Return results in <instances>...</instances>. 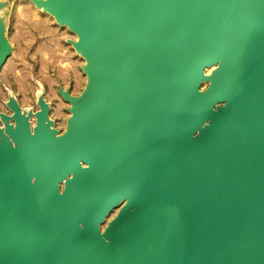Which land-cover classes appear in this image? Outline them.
I'll return each instance as SVG.
<instances>
[{
    "label": "water",
    "instance_id": "water-1",
    "mask_svg": "<svg viewBox=\"0 0 264 264\" xmlns=\"http://www.w3.org/2000/svg\"><path fill=\"white\" fill-rule=\"evenodd\" d=\"M32 2L86 82L0 113V264H264V0Z\"/></svg>",
    "mask_w": 264,
    "mask_h": 264
},
{
    "label": "rangeland",
    "instance_id": "rangeland-1",
    "mask_svg": "<svg viewBox=\"0 0 264 264\" xmlns=\"http://www.w3.org/2000/svg\"><path fill=\"white\" fill-rule=\"evenodd\" d=\"M1 18L12 52L0 72V113L11 114L6 106L10 95L22 109L36 111V99L42 92L50 103L54 127L62 132L69 104L60 97L57 88L61 86L78 95L86 81L81 70L84 59L69 42L76 35L30 0H1Z\"/></svg>",
    "mask_w": 264,
    "mask_h": 264
},
{
    "label": "bare ground",
    "instance_id": "bare-ground-1",
    "mask_svg": "<svg viewBox=\"0 0 264 264\" xmlns=\"http://www.w3.org/2000/svg\"><path fill=\"white\" fill-rule=\"evenodd\" d=\"M30 1H31V3L35 6V4L32 2V0H30ZM35 7H36V6H35ZM36 8H37V7H36ZM37 9H39V10L42 11L41 8H37ZM44 13H47V12H44ZM47 14L50 15L49 13H47ZM50 16H51V15H50ZM51 17H53V16H51ZM53 19H54V18H53ZM64 27H66V26H64ZM72 33H73V32H72ZM73 34H75V33H73ZM75 35H76V34H75ZM76 38H77V35H76ZM75 40H76V39H75ZM8 41H9V40H8ZM73 41H74V40H73ZM9 43H10V41H9ZM10 44H11V43H10ZM11 46H12V45H11ZM11 52H12V50H11ZM10 54H11V53H10ZM10 54H9V56H10ZM9 56H8V57H9ZM7 59H8V58H7ZM7 59H6V60H7ZM83 59H84V58H83ZM5 62H6V61H5ZM5 62H4V63H5ZM84 63H85V60H84ZM84 63H83V64H84ZM3 65H4V64H3ZM2 67H3V66H2ZM209 68H212V69H209ZM209 68H206V70H205V72H206L207 74L210 73V72L213 70V67H209ZM1 69H2V68H1ZM207 69H209V70H211V71H210V72H207V71H208ZM0 72H1V70H0ZM83 74H84V73H83ZM84 75H85V74H84ZM85 78H86V76H85ZM85 82H86V81H85ZM203 86H204V83L201 85V87H203ZM57 92H58V91H57ZM41 93H42V92H41ZM41 93H40V95H41ZM70 93H71V92H70ZM40 95H39V96H40ZM39 96H38V97H39ZM9 97H10V99H16V98H15L14 96H12V95H10ZM38 97H37L36 101L38 100ZM60 97H61V96H60ZM61 98H62V97H61ZM62 99H63V98H62ZM45 100H46V102L49 103V101H47V99H45ZM16 101L18 102L17 99H16ZM8 102H9V98H8V101L6 102V104H8ZM66 102H67V101H66ZM67 103L69 104V102H67ZM18 104H19V102H18ZM19 106L21 107L20 104H19ZM69 106H70V104H69ZM50 108H51V107H50ZM68 108H69V107H68ZM21 109H22V107H21ZM22 110H23V111H26L25 109H22ZM30 110H32V109H30ZM30 110H28V111H30ZM32 111H33V110H32ZM26 112H27V111H26ZM33 112H35V111H33ZM68 113H69V116H70V112H69V111H68ZM69 116H68V117H69ZM68 117H67V118H68ZM49 118H50L51 120H53V119L51 118V116H50V111H49ZM66 120H67V119H66ZM34 125H35V119L32 118V119H31V126L34 127ZM65 127H66V122H65ZM54 128H55V127H54ZM114 210H117V208L114 209ZM114 210H113V211H114ZM113 211H112V212H113ZM112 212H111V213H112ZM116 212H117V211H116ZM111 213L109 214V216L111 215ZM114 215H115V214H114ZM114 215H113V216H114ZM109 216L106 218L105 223H106L108 220H110V219L112 218V217H111L110 219H108Z\"/></svg>",
    "mask_w": 264,
    "mask_h": 264
}]
</instances>
